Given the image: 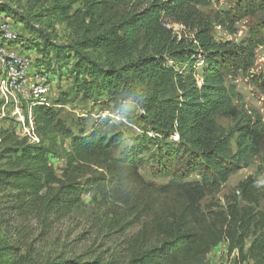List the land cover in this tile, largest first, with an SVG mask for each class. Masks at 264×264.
Segmentation results:
<instances>
[{
	"label": "trees",
	"instance_id": "1",
	"mask_svg": "<svg viewBox=\"0 0 264 264\" xmlns=\"http://www.w3.org/2000/svg\"><path fill=\"white\" fill-rule=\"evenodd\" d=\"M210 1L137 0L116 24L95 33L83 29L67 47L75 73L83 82L87 75L94 84L95 98L127 82L140 98L137 106L143 113L133 114L140 132L130 136L118 156L113 152L122 132L106 133L100 121L90 131L74 134L58 127L56 111L42 105L32 110L37 143L13 128H0V228L7 216L15 221L17 235L0 236V264H31L27 244L21 241L25 223L35 219L48 225L68 217L81 203L83 185L103 198L111 195L109 189H132L136 194L124 202L130 204L119 216L121 225H109L120 232L121 226L137 229L103 254L58 256L38 264H207L208 253L222 241L229 253L236 251V264H264V191L252 175L224 196L223 207L202 203L256 157V173L264 185L263 117L246 105L235 83L238 76L247 78L264 94V77L251 72L256 49L264 47V0H235L231 8L209 15L199 7ZM96 9L101 7L92 11ZM8 12V5L0 2V13ZM245 17L255 20L240 42L214 37L216 27L235 34L236 22ZM169 21L189 35L174 34ZM139 43L150 51L116 67L117 58ZM66 51H57V61L63 63ZM88 51L109 60L106 66L95 65ZM200 60L203 66L197 70ZM119 109L127 113L131 106ZM221 118L226 126L218 123ZM57 130L70 138L60 175L50 161L57 155ZM145 162L153 178L167 181L145 180L140 173ZM107 185L111 188L105 190Z\"/></svg>",
	"mask_w": 264,
	"mask_h": 264
},
{
	"label": "rangeland",
	"instance_id": "2",
	"mask_svg": "<svg viewBox=\"0 0 264 264\" xmlns=\"http://www.w3.org/2000/svg\"><path fill=\"white\" fill-rule=\"evenodd\" d=\"M0 2L9 7L8 13H0V19L24 20L22 23L16 24L19 33L18 44H21V52L29 61L31 68L46 77L50 89L42 106L56 111L61 122L58 127L61 128L63 125L77 134L81 130L90 131L93 126L100 124L101 121L102 130L106 133L122 132L123 139L120 146L113 152L114 156H118L120 150L130 144V136L140 132L139 123L133 117V114L138 111L143 113L142 109L137 106L140 98L130 90L131 87L128 82L119 90H117L119 87L109 88L108 91L107 89L102 90L101 94L103 95L99 96L98 99L95 98V88L90 85L94 84L90 82L87 75H85L83 82L81 76L75 73L74 57L71 52L66 50L69 44L81 36L83 29L95 33L116 24L136 7L137 0H0ZM234 2L235 0H211L209 5L199 8L204 13L211 15L213 12L231 8ZM96 6L101 7V9L92 11ZM51 7H57L56 13L47 14ZM88 14H91L90 19ZM254 20L255 18L245 17L237 21L235 24L236 32L233 35H229L218 27L213 29V35L216 39H230L240 42L248 35ZM171 24L174 23L169 21L168 27ZM79 27H81L80 30ZM172 30L177 36L180 33L189 35L183 26H174ZM63 50L67 53H64L65 59L62 60L63 63H60L57 61L56 53L57 51L61 53ZM149 51L150 48L145 49L139 43L133 50L119 56L115 65L120 67L138 53ZM88 53L95 61V65L106 66L105 62L109 61L100 53L96 54L91 51ZM251 72L264 77L263 46L256 49ZM235 83L246 105L257 109L262 114L264 121V94L247 78L238 76ZM107 95L112 97V102L109 101ZM33 100L34 97L18 100L16 105H18V112L22 116L30 113L29 106H32ZM125 104L131 106V110L122 113L119 111V107ZM14 105L15 102H12V104L7 105L4 112L0 110V128H13L17 130L20 136H24L22 126H19L21 117L16 113ZM33 108L34 106L31 109V116ZM106 118L107 122H104L103 120ZM31 119L34 129L33 117ZM218 123L226 126L228 122L221 118L218 119ZM52 124H55V121ZM49 136L51 135L47 137ZM54 140L57 155L51 156L50 161L54 165L56 173L60 175L65 168V159L62 154L68 150L70 138L64 137L61 130H57ZM44 143L47 144L48 140L45 139ZM258 163L259 160L256 157L251 165L231 175L218 193L206 197L202 203L207 204V202L212 201L223 207L225 204L224 196L231 192L238 181L248 175H252L260 190L264 191L261 176L256 173ZM148 165L149 163L145 162L140 167V173L145 180L156 183L167 181L165 178H153L148 171ZM86 177L84 175L79 181L83 182ZM194 177L196 178L194 175L191 176V178ZM83 186L81 203L68 217L48 225L35 219H29L25 223L26 233L23 234L21 241L24 239L27 244V253L31 264H38L45 259L58 256L71 257L80 254L91 256L99 252L103 254V250H113L125 235L137 229L138 225L128 230L121 226L122 232H120V229L109 225L113 224L114 221L118 227L121 225L122 221L118 223L119 216L124 208L130 204V202L126 204L124 202L128 200L129 194L130 196L136 194L132 189L124 187L116 188L115 191L109 189L112 192L111 195L103 198L93 190L90 191L86 185ZM107 188L111 187L107 185L105 190ZM115 192L119 195H116ZM4 218L5 223H2L0 228V236L7 238L12 236L13 239H16L17 235L13 230L15 221L7 216ZM248 241L249 239L245 242V248L248 246ZM237 259L236 251L229 253L227 243L222 241L208 253L207 264H236Z\"/></svg>",
	"mask_w": 264,
	"mask_h": 264
},
{
	"label": "built area",
	"instance_id": "3",
	"mask_svg": "<svg viewBox=\"0 0 264 264\" xmlns=\"http://www.w3.org/2000/svg\"><path fill=\"white\" fill-rule=\"evenodd\" d=\"M16 24L7 18L0 19V110L4 112L8 104L15 102L14 109L21 117L19 126L23 128V135L30 142L37 143L39 139L33 130L31 109L34 105L45 103L44 98L50 86L46 82V77L37 70H33L22 54L21 44H18L19 33ZM174 26L182 25L174 23L169 28L172 29ZM202 66L203 61L200 60L196 63L195 69L198 70ZM197 82H200L198 76ZM28 97H34L32 106H29L30 113L22 116L18 112L16 103L20 98L27 100Z\"/></svg>",
	"mask_w": 264,
	"mask_h": 264
}]
</instances>
